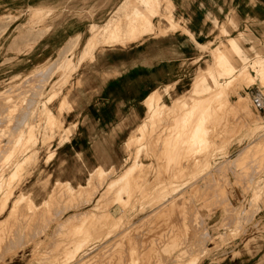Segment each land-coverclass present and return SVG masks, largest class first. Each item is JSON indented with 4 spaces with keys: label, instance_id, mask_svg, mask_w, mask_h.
<instances>
[{
    "label": "rangeland",
    "instance_id": "1",
    "mask_svg": "<svg viewBox=\"0 0 264 264\" xmlns=\"http://www.w3.org/2000/svg\"><path fill=\"white\" fill-rule=\"evenodd\" d=\"M75 1L9 13L0 36V264H264V110L250 102L264 98V77L249 80L254 51L217 27L199 47L196 88L153 93L141 102L149 114L117 123L128 133L103 135L98 145L115 149L83 155L66 141L72 125H91L83 114L102 77L87 68L186 23L168 0ZM161 10L158 30L145 33ZM65 17L82 22L67 30ZM217 51L225 55L210 71ZM59 152L71 183L52 173Z\"/></svg>",
    "mask_w": 264,
    "mask_h": 264
},
{
    "label": "crops",
    "instance_id": "2",
    "mask_svg": "<svg viewBox=\"0 0 264 264\" xmlns=\"http://www.w3.org/2000/svg\"><path fill=\"white\" fill-rule=\"evenodd\" d=\"M106 1L107 6L110 7L116 5L119 0ZM61 2L64 6L68 4L67 0H0V36L7 24L6 19L9 13L13 14L25 8L33 9L39 6L50 8ZM172 3L179 12L176 17L186 23L185 32L172 31L159 36H146L142 42L129 46L125 50L120 49L117 53L108 52L106 54L105 52L94 66L87 68V70L96 71L97 77H102V84L98 86L97 102L89 105L83 114L86 119H89L88 123L91 125L86 124L79 128L72 125L75 130L72 138L66 141H69L70 149L80 151L83 155H86L84 151L88 149H115L116 147L113 145L98 144H102L103 140L105 142L103 135L129 132L128 129H119L117 123L120 119H127L121 123L122 126L124 124L126 126L127 123L132 124L133 119L144 117L145 112L149 114L148 107L146 111L141 110V102L146 100L147 105L149 99L154 100L153 93L162 91L166 87L172 86L175 94L183 93L188 89L191 91L192 86L196 88V79L200 77L201 70L206 69L203 64H200L199 47L211 43L220 26L222 30L230 32V37H236L239 34L242 36L243 40L239 42V45L247 55H251L249 53L251 49L256 54L255 59L248 66L249 68L253 67L251 70L255 75L248 73V76L249 80H253L254 83L256 82V86H259L260 75L262 74L264 77V0H191L190 3L185 0H168L171 8ZM73 4L81 7L97 6L104 5V1L77 0ZM183 5L190 7L184 9ZM105 12H95L94 16H103ZM163 12L164 10H161L160 13L151 17V28L145 33L158 30L154 29L152 19L154 17L159 20L166 18ZM63 20L71 22L69 27H64L67 30L77 26L78 21L82 22L80 18L65 17ZM229 24L232 25V30ZM33 34L34 31L31 33L32 37ZM65 34L66 30L64 29V31L55 33L53 38ZM232 41L235 40L233 38L227 40L228 46L232 45ZM39 43L40 41L34 43L32 48L34 49ZM239 45L237 44V50H240ZM224 55L223 52L217 51L213 63L208 60L207 68L212 71L213 65L216 71V61L218 62ZM242 58L244 61L247 59L245 56ZM237 72L235 71V77H237ZM204 86L200 82L198 83L199 92ZM128 119L130 120L128 121ZM91 135H95V137L92 138ZM114 138L116 137H112L106 142L114 143L112 140ZM118 139L116 138V140ZM65 156L66 154H62V152L57 153L51 170L58 180L70 182L69 179L61 180V175L65 174L63 169L66 161ZM98 169L100 168L97 166L94 171Z\"/></svg>",
    "mask_w": 264,
    "mask_h": 264
},
{
    "label": "built area",
    "instance_id": "3",
    "mask_svg": "<svg viewBox=\"0 0 264 264\" xmlns=\"http://www.w3.org/2000/svg\"><path fill=\"white\" fill-rule=\"evenodd\" d=\"M250 102L252 104V107L256 111H263L264 110V98L263 97H261L257 94L251 95Z\"/></svg>",
    "mask_w": 264,
    "mask_h": 264
},
{
    "label": "bare ground",
    "instance_id": "4",
    "mask_svg": "<svg viewBox=\"0 0 264 264\" xmlns=\"http://www.w3.org/2000/svg\"><path fill=\"white\" fill-rule=\"evenodd\" d=\"M148 19V18H147ZM231 50V49H230ZM225 61V60H224ZM207 77V76H206ZM246 109V108H245ZM20 127V126H19ZM18 129V128H17ZM16 131V130H15ZM18 138V137H17ZM14 144V143H13ZM1 152V151H0ZM3 152V151H2ZM174 175V174H173ZM163 176V175H162ZM123 177V176H122ZM120 181V180H119ZM120 183V182H119ZM110 185V184H109ZM159 188V187H158ZM155 190V189H154ZM163 190V189H162ZM141 194V193H140ZM82 201V200H81ZM14 203V202H13ZM158 203V202H157ZM15 204H16V201H15ZM177 204V203H176ZM4 205V204H3ZM13 208V207H12ZM4 209V208H3ZM14 210V209H13ZM60 210V209H59ZM2 213V212H1ZM11 213V212H10ZM14 215V214H13ZM13 215H11V216H13ZM9 217V216H8ZM119 218V217H118ZM124 219V218H123ZM121 223V222H120ZM122 229V228H121ZM160 230V229H159ZM136 233V232H135ZM90 236V235H89ZM131 236V235H130ZM142 237V236H141ZM105 238V237H104ZM144 241V240H143ZM140 242V241H139ZM146 242V241H145ZM151 244V243H150ZM126 245V244H125ZM148 248V247H147ZM16 250V249H15ZM103 251V250H102ZM106 251V250H105ZM104 251V252H105ZM183 251V250H182ZM155 254V253H154ZM76 255V254H75ZM179 256H180V254H179ZM119 258V257H118ZM122 258V259H121ZM116 259V258H115ZM156 259V258H155ZM114 261H116L117 263L116 264H132V261H130V259L128 260H126V258H123V257H120V260H114ZM134 261V260H133ZM142 261H144V260H140V264H145L144 262H142ZM146 262V261H145ZM112 263V262H111ZM108 264V263H107ZM114 264V263H113ZM148 264V263H147Z\"/></svg>",
    "mask_w": 264,
    "mask_h": 264
}]
</instances>
